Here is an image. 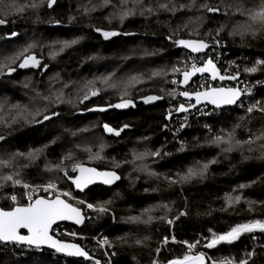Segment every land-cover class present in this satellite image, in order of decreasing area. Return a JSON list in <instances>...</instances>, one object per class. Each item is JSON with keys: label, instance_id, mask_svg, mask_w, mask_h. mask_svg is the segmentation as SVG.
<instances>
[{"label": "trees", "instance_id": "obj_1", "mask_svg": "<svg viewBox=\"0 0 264 264\" xmlns=\"http://www.w3.org/2000/svg\"><path fill=\"white\" fill-rule=\"evenodd\" d=\"M252 1L143 0V4L136 6V14L123 22L113 16L119 0H112L108 6H103V0H56L51 8L45 0L40 7L26 9L22 14L14 9L8 14L7 5L12 0L0 4V18L7 20L0 25V90L4 84L18 90L21 97L16 99L17 103L29 107L28 111L33 114L39 113L34 120L29 116L26 121L18 117L19 109L13 105L17 112L13 116L17 117L15 123L11 116L10 119L0 117V135L5 137L0 140V159L11 160L9 167L0 166V177L16 173V178L34 187L55 183L56 187L71 193L65 197L79 207L92 204L94 208L100 205L107 208L105 212L88 208L82 225L66 223L78 237H60L82 245L91 259L66 257L63 253L54 255L48 248L41 254L17 256L1 243L0 264H96L97 261L99 264H153V261L169 264L186 254L201 252L211 258L206 264L226 260L238 264L252 249H256V256L250 264H264V233L259 231L244 234L232 244L205 247L213 233L227 232L237 224L264 221L261 203L264 202V149L261 148L264 140L242 144L240 149L234 147L231 152L222 150L227 144L211 143L218 135L227 138L228 133H234L240 141L255 140L264 133V112L259 110L264 108V85L256 89L244 107L230 108L216 116L193 117L187 129L181 127L180 119L174 123L177 115L167 118L175 112L171 105L182 98L173 91L172 75L182 73L184 60L190 58L188 51L174 43L176 40H205L210 43L208 50L214 48L230 71L250 81H264V64H257V60L264 61V31L255 36L232 35L243 22L237 9L249 6ZM16 2L31 3L32 0ZM35 2L39 4L40 0ZM254 2L259 5L262 0ZM161 4L176 10L162 9ZM204 4L220 10L208 12L201 7ZM128 6L132 7L131 3ZM147 7L153 12L140 15ZM85 9L89 10L87 14ZM96 28L118 35L105 39ZM13 32L15 36H11ZM71 40L78 42L61 52L62 42ZM25 48L26 55H35L41 61L39 67L20 68L22 57L12 61ZM9 67L15 71L9 72ZM251 67L257 71H245ZM173 68L181 71L174 72ZM154 72L162 74L153 76ZM105 74L116 76L114 79L119 82L131 76L143 78L144 83L129 88L130 94L123 97L130 99L134 107H109L121 101L123 85L107 93L101 88L99 95L89 93L90 98L81 102L88 91L87 82L97 79L93 76ZM60 93L63 95L57 100ZM2 95L0 100H6V93ZM147 96L163 98L145 103L143 98ZM254 105L249 112V107ZM100 108L106 110H97ZM44 116L50 118L45 120ZM105 124L123 131L118 136L109 133L105 131ZM175 129L180 134L176 135ZM88 147L101 151L100 158L87 160L83 149ZM37 148L43 149L39 159L30 161L22 156L12 159L16 153ZM157 151L159 156L151 155ZM67 152H72L74 165L116 170L121 175L120 181L113 186L94 185L77 191L68 179L76 175L73 166L63 169L46 166L71 165L70 160L64 159ZM144 153L147 155L143 160H134V154ZM212 160L216 163H209ZM199 161L209 163L203 177L170 183V180L179 181ZM141 164L156 175L140 172ZM0 184H4L2 179ZM240 185L247 187L241 189ZM12 192L18 195L21 204L27 203L26 189L19 185L13 188L9 182L0 190V207L13 206L4 195ZM42 195L45 194L42 192ZM236 195L241 196V201L229 207L226 198ZM81 200L85 203L80 204ZM250 201L255 202L251 208ZM145 210L151 211L145 214ZM149 215L154 217L150 223L129 219L139 216L141 221H147ZM167 220L173 223L168 224ZM165 238H168L167 244L163 243ZM105 239L109 243H102ZM137 240L143 243L137 244ZM188 244H196L191 253Z\"/></svg>", "mask_w": 264, "mask_h": 264}, {"label": "snow or ice", "instance_id": "obj_2", "mask_svg": "<svg viewBox=\"0 0 264 264\" xmlns=\"http://www.w3.org/2000/svg\"><path fill=\"white\" fill-rule=\"evenodd\" d=\"M45 0H40V3H36L35 0H32L31 3H17L16 0H12V3L7 5L9 12L8 14H11V9H14L16 13H24L26 9H36L40 7ZM112 0H103V6L110 5ZM171 2V0H170ZM4 0H0V4H3ZM56 3V0H47V7L51 8L53 4ZM129 3H131L132 7H129ZM143 4V0H119V7L117 8L116 12L113 13V16H118L119 20L123 22L125 19H127L129 16H133L136 14V6ZM114 8H116L115 5H113ZM185 5H180V8H184ZM201 7L206 8L208 12H218L219 8H213L209 7L207 4L201 5ZM160 8L169 10V11H175V7L169 9L168 4H161ZM95 10V7L92 9V11ZM89 10L85 9V13L87 14ZM147 11L148 13H152L153 9L151 7H147L146 9H142L140 12V15H144V12ZM238 12H240L242 15L246 17L245 22L239 26V28L235 31H233L232 35H240L244 36L246 34H250L252 36H255L258 32L264 31V0L258 5V7L255 8H238ZM111 19V17H109ZM7 22L6 19L0 18V25H3ZM97 32H101L105 39H108L112 36L118 35L117 32L114 31H103L100 28L95 29ZM222 30V29H221ZM16 33H11V36H15ZM171 39V37H169ZM77 40H71V41H64L62 42V46L60 48V51H64V49L71 47L72 45L76 44ZM174 43H176L178 46H182L187 49H191L192 52H201L204 49L208 48L209 45L205 43L203 40H176ZM218 43V42H217ZM31 47V46H29ZM28 52V49L25 48L22 52L17 54V56L12 57V61L14 62L16 59H20L21 57L22 62L19 64L20 68H26V67H39L40 61L36 58L35 55H26ZM56 53H53V56H55ZM257 64H264V61H257ZM6 66V65H5ZM46 67V66H45ZM9 72L15 71V68H8ZM174 72H180L181 69L179 68H173ZM246 72H255L257 71L256 67L246 68ZM197 73H211V77L213 80L219 78L220 80H224L226 77L219 74V71L216 68V65L213 63L211 59H208L203 66L198 67L195 63L191 65V68H185L182 72L183 75V83L187 84L189 80L195 76ZM162 73L160 72H154L153 76H160ZM230 79H237L236 76L227 77ZM101 83L106 85L110 88H119L121 84L123 85V91L121 92V102L109 105V107L114 108H127L129 106H135L133 102L130 99H123L124 96L129 95V88H133L136 85L140 83H144V80L142 77L139 76H131L126 81H121L120 84L112 82V76H105L99 78ZM173 84L178 83L176 80L172 81ZM95 81H88L85 85V88L88 89L86 91L81 99V102L83 100H88L91 96L99 95L100 89L99 88H93L90 87L91 85H94ZM66 86V85H65ZM246 91H250L246 89ZM90 93V95H89ZM241 90L239 88H208V90L203 92H195L190 93L188 91L180 92L179 95L191 98L193 95L195 96V100L197 103H200L201 100L208 101L217 107H219L222 104H234L239 99L241 95ZM63 93H60L56 97L57 100H60ZM161 96H147L144 97L143 100L145 103H150L159 99H162ZM47 99V97H45ZM192 107H195V105H191ZM19 107V106H16ZM256 106L249 107L248 111L252 112L253 109ZM0 110H2V106H0ZM91 110V109H90ZM99 111H105L106 109L100 108L97 109ZM188 109L185 108L184 104H181L177 111H187ZM260 111L264 112V108H260ZM39 113L32 114L28 113L27 115H24L22 113H18V117H22L26 121L28 120V117L31 116L32 119H35V115H38ZM169 116H171V113H169ZM50 117L44 116V119L47 120ZM17 117H13V123L16 122ZM40 122V121H37ZM127 127V125H125ZM105 131L109 133H114L115 135H120V132L123 131V129L115 130L111 128L109 125H104ZM5 137L0 135V140H4ZM258 140H264V133H261L260 135L255 137V140L252 138H249L246 141H240L236 140L234 133H228L227 138H225L222 135H218L215 137V139L211 142L217 146L220 144H227L229 145L226 148H223L222 150L224 152H231L233 151L235 146H240L242 144H254ZM234 142V143H233ZM46 147V146H45ZM103 148V145H101V149ZM261 148L264 149V144L261 145ZM252 148H249V151H252ZM87 151H90V149H87ZM43 152L42 148L34 149L27 154L25 153H16L12 159H15L16 156H26L29 159H35L37 158L41 153ZM147 155L139 154L135 156V159L143 160L144 156ZM152 156H159L160 152H153L151 153ZM93 157H90V159ZM94 158H100L99 154L96 155ZM65 160L71 159V153H69L67 156L64 157ZM245 159H248V157H245ZM209 163H216L215 160L210 161ZM209 163L203 164L199 168H189L187 173L180 176V180H170V183L175 184L178 182H190L192 179L197 177H203L205 173L208 170ZM11 165V160H3L0 159V166L2 167H9ZM119 166V165H117ZM56 167H60L57 165ZM147 167V166H145ZM73 172H79V175L76 177H68V179L72 180V183L75 184L76 188L83 190L86 188L89 184H92L95 182L97 178H102L103 183L110 184L113 183L115 180L120 179L119 176L116 175L115 172H98L95 168H87L84 167L82 164L73 165L72 167ZM18 174H9L4 175L3 177H0L4 181V184H0V190H2L7 183H11V186L14 188L15 186L19 185L23 187L26 190H29L26 193L27 203L21 204L18 195L15 192H12L11 194H4L6 199H9L13 202V206L5 210L4 208H0V243L4 244H14V245H27L29 247H34L36 249H41L42 246H47L48 248L54 249L56 253H63L67 256H80V257H86L91 259V257L88 256V253L81 248L79 245L74 243H66L61 240H58L54 238L52 235V226L57 222L61 220H72L76 224H82L84 222V215L82 214V211L78 207H74L72 204L68 203L66 200L61 199V195L70 197L71 193L69 192H63L56 194L54 198H45V197H36L33 195V193L43 190L44 192H49L50 190L55 192L56 190V184L49 182L47 185L42 186H32L27 183H23L21 179L16 178ZM65 175L67 176V172L65 171ZM151 175H156V173H151ZM166 179H168L166 177ZM241 189L247 187V185H240ZM227 204L229 207L233 206L234 204H237L241 201V196H228L226 198ZM80 204H84L85 202L83 200L79 201ZM108 203H111L110 201ZM255 202H249L250 208L251 205ZM264 204V202H261ZM87 208L94 209L98 212H105L107 209L104 206H100L98 208H94V205L87 204ZM165 208H167V205H164ZM151 210H145V214L150 212ZM185 213H181V215H184ZM143 215V214H142ZM130 221L132 222H143V223H150L154 217L151 215L148 216L147 221H141V217H130ZM160 219H165L164 217H160ZM168 224H172V220H167ZM22 230H26V233ZM255 231H259L261 233H264V221L261 220H254L248 223H242L237 224L234 227H231L227 232L217 234L213 233L211 240L205 245L207 248H214L217 245L221 243H227L232 244L236 241H238L241 236L247 233H253ZM71 235L75 236L76 233H71ZM122 239V238H121ZM175 238L173 237V240ZM103 243L107 244L109 243L106 239L103 241ZM137 244H142L143 241L137 240ZM163 243H168V238H165ZM187 243V242H184ZM197 244L199 241L196 242ZM196 247V244H188V250L189 253H191L192 249ZM157 253H159L160 249H156ZM256 256V249H252L251 251H248L246 253V258L242 259L238 262V264H250V262L254 259ZM210 257H206V254L201 252L196 255L186 254L183 256V258L174 259L169 262V264H206V260H210ZM96 264H99V261L96 262ZM153 264H158L157 261H153ZM212 264H217L216 261H212ZM219 264H235L232 260H226L221 261Z\"/></svg>", "mask_w": 264, "mask_h": 264}, {"label": "built area", "instance_id": "obj_3", "mask_svg": "<svg viewBox=\"0 0 264 264\" xmlns=\"http://www.w3.org/2000/svg\"><path fill=\"white\" fill-rule=\"evenodd\" d=\"M190 54V53H189ZM208 59H211L213 61V63L219 68L220 72L223 74V70L225 71L226 70V65L224 63H222V60H221V57L219 58V55L216 53L215 50L211 49V50H208L205 54H202V55H196V57L194 59H191V58H188V60H184V68H191V65H187V63L189 62V60H192V61H196V65L199 66V65H203ZM181 69V68H180ZM210 76L209 75H201L197 78H195L196 80L194 81V84L191 85L189 88H194V87H202L203 84L206 82V80L209 78ZM173 80H176L178 83L174 84L175 85V88L177 86L180 85V80H181V74L177 73L173 76ZM217 83L220 84V82L216 81ZM176 95L177 96H180L182 97L181 95H179L180 92L176 91ZM252 92H242V96L241 98L237 101V103H235L234 106L232 107H224V108H220V109H216V108H213V107H206L205 109H203V112L205 113V115H201L200 113L199 114H196L195 117H201V116H216V115H219L221 114L223 111H227L228 109L230 108H242L244 107V102L246 100V97L248 95H250ZM181 100L177 103V104H172L171 105V109L172 110H175L177 109V107L181 104H185L186 102V99H183V98H180ZM212 106V105H211ZM208 110V111H207ZM183 127L185 128H189L188 126H186L185 124H183ZM27 192L29 190H26ZM26 192V193H27ZM42 192L45 194V195H42ZM65 192L64 190L56 187V190L55 192L53 191H49V192H44L42 189L33 193L34 196L36 197H39V196H46V197H53V195H56V194H59V193H63ZM26 193H25V200L27 202V198H26ZM63 196V195H61ZM87 205V204H86ZM88 212V208L86 209V213ZM59 225V226H58ZM56 225L54 228H53V234L58 236V237H61V236H67V237H78V235H71V232L67 227H66V223H61V224H58ZM1 244V243H0ZM4 244V243H3ZM10 250H12L17 256L19 255H24L26 253H36V254H41L42 252H44V249L45 248H41V249H36L34 247H29L27 245H14V244H5ZM52 253L54 255L56 254H62V253H56L54 250H52ZM65 255V254H64ZM66 257H68L67 255H65Z\"/></svg>", "mask_w": 264, "mask_h": 264}, {"label": "bare ground", "instance_id": "obj_4", "mask_svg": "<svg viewBox=\"0 0 264 264\" xmlns=\"http://www.w3.org/2000/svg\"><path fill=\"white\" fill-rule=\"evenodd\" d=\"M209 49V48H208ZM208 49H207V51H208ZM213 50H215L214 48H213ZM206 51V52H207ZM216 51V50H215ZM205 52V53H206ZM205 53H202V54H205ZM202 54H199V55H202ZM186 57V56H185ZM196 57V54H192V53H190V58L191 59H194ZM257 61H261V60H257ZM193 63H196V61H192V60H189V62L187 63V65H192ZM201 65H199L198 67H200ZM189 69V68H188ZM219 69V68H218ZM180 74H181V80H180V85L179 86H177L176 88H175V90L176 91H178V92H183V91H188V92H190V93H195V92H200V91H205V90H208V88H217V87H228V88H239L240 90H241V92H252L250 95H248L247 97H246V100H245V102L247 103V102H249V99L250 98H253V96L256 94V89L258 88V87H261V86H263L264 85V81H260V80H257V81H250L249 79H247V78H242L239 74H238V72H236V71H230L227 67H226V70L224 71L223 70V76H236L237 77V79H231V80H229V81H223V82H220V81H218V80H213L212 79V77L210 76L207 80H206V82L203 84V86L200 88H198V87H194V88H189L191 85H193L194 84V81L196 80V79H194V80H192L186 87H183L182 85H181V82H182V73L180 72ZM203 75H207V74H203ZM199 76H201V75H199ZM199 76H197V77H199ZM196 77V78H197ZM216 81H218V82H220V84L219 83H217ZM246 89H248V90H250V91H246ZM194 102L195 101H193V100H186V102H185V104H184V106H186V107H189V106H191V105H193L194 104ZM244 102V104H246ZM180 106V105H179ZM179 106L177 107V109L179 108ZM206 107H213V108H216V109H220L221 107H215V106H211L210 104H208V103H204V104H200V105H197L196 107H194L193 109H191V110H187V111H184V112H182V113H180V114H178L177 116H175L174 117V120H175V122L174 123H176L177 122V120H181L182 122H181V127L183 128V129H185V127H183V124H185L186 126H188V127H190V122H191V120H192V118L193 117H195V115L196 114H201V115H205V113L203 112V109H205ZM177 109H175V111L177 110ZM208 111V110H207ZM224 112V111H223ZM222 112V113H223ZM172 113V112H171ZM180 117V118H179ZM174 123H173V125H174ZM187 129V128H186ZM175 134L176 135H178V134H180V131H177L176 129H175ZM180 144H183V142H180ZM44 248V247H43Z\"/></svg>", "mask_w": 264, "mask_h": 264}, {"label": "rangeland", "instance_id": "obj_5", "mask_svg": "<svg viewBox=\"0 0 264 264\" xmlns=\"http://www.w3.org/2000/svg\"><path fill=\"white\" fill-rule=\"evenodd\" d=\"M255 7H258V4L256 3L255 4V2H254V0L252 1V4H250L249 6H244V9H248V8H255ZM238 15H240L241 16V18H242V23L241 24H243L244 22H245V20H246V17L244 16V15H242L240 12H238L237 13ZM241 22V21H240ZM176 73H174L173 75H172V81H173V76L175 75ZM109 75H111V74H105V75H103V76H101V77H105V76H109ZM112 76V82H114V83H117V84H120V82L118 81L119 79H114V77H116V76H113V75H111ZM93 77H95V78H97V79H94L93 81H95V84L94 85H92L93 87H97V88H99V89H101V91L102 92H105V93H107L109 90H112V89H114V88H110V87H107L106 85H104L103 83H101V81H100V79L99 78H101V77H99V75H96V76H93ZM6 83V82H5ZM7 83H9V81H7ZM5 85H7V84H4V88H2V90H0V96L3 94V93H6V100L5 99H1L0 100V106H2V110H0V117H2V116H6L5 118H9L10 119V117L9 116H11V117H13V116H15L16 115V113L17 112H15L14 110H13V105H15V107L16 106H19V107H17L19 110H18V112L19 113H22V114H24V115H27L28 113H32L33 114V112H31V111H28V109H30L29 107H27V106H25V105H23V103H20V102H18L17 103V100H19V99H17L18 97H21L18 93L19 92H17L18 90H15V89H13V88H7L8 86H5ZM96 85V86H95ZM122 85V84H121ZM7 88V89H6ZM12 89V90H11ZM173 91H175V87H174V90ZM2 96H5V95H2ZM78 97V96H77ZM74 98H76V97H74ZM15 99V100H14ZM17 99V100H16ZM121 102V101H120ZM119 102V103H120ZM10 104H12V105H10ZM19 118H21V117H19ZM255 146V145H254ZM235 147H237V148H241L242 147V145H240V146H235ZM245 147V146H244ZM87 149H90V151H87ZM85 151V152H84ZM30 152V151H29ZM83 152H84V154H87V160H94V159H96V158H94V157H96V155L97 154H99V155H101V151H96V150H93V148L91 147H88V148H84L83 149ZM28 152H26L25 154H27ZM69 153H71L72 154V152H67L66 154L68 155ZM135 156H136V154H134ZM137 155H139V154H137ZM43 156V153H41L37 158H35V159H29V158H27L26 156H22L24 159H27V160H30V161H34V160H36V159H39V158H41ZM20 157V156H19ZM90 157H93V158H91L90 159ZM100 157V156H99ZM4 160H6V159H4ZM68 160H70L71 161V165H68V166H63V167H54V166H48V165H46L47 166V168H53V169H60V168H67V167H72L75 163H74V160L73 159H68ZM134 160L136 161V162H139L140 160H138V159H135L134 158ZM205 163H207L206 161H202V162H198V163H196L195 164V166H193V167H195V168H199V167H201L203 164H205ZM145 166H147V165H143V164H141L140 166H139V171L140 172H144L145 174H147V175H149V176H152L151 175V173H153V171L152 170H150V168L147 166V167H145ZM127 175L128 176H130L128 173H127ZM48 183H46V184H44V185H47ZM55 184V183H54ZM65 197V196H64ZM72 198V197H71ZM100 206H102V205H100ZM100 206H98V207H100ZM105 208H106V206H104ZM85 211H86V209H87V206H85ZM107 209V208H106ZM102 241V239L100 240V242ZM103 243V242H102Z\"/></svg>", "mask_w": 264, "mask_h": 264}, {"label": "water", "instance_id": "obj_6", "mask_svg": "<svg viewBox=\"0 0 264 264\" xmlns=\"http://www.w3.org/2000/svg\"><path fill=\"white\" fill-rule=\"evenodd\" d=\"M185 40H200V39H185ZM205 43H207L208 45H209V47H210V43H208L207 41H205V40H203ZM182 47V46H181ZM208 47V48H209ZM183 49H185L186 51H188L189 53H192V54H196V55H199V54H202V53H205L206 51H207V49L208 48H206V49H204L203 51H201V52H192L191 51V49H187V48H184V47H182ZM40 61V60H39ZM41 62V61H40ZM203 66V65H202ZM201 67V66H200ZM26 68H31V67H26ZM216 68H217V70L219 71V74L220 75H222L221 74V72H220V70L218 69V67L216 66ZM203 74H207V75H209V76H211V73H197L195 76H193L190 80H189V82L187 83V84H184L183 82H181V85L183 86V87H186L192 80H194L197 76H199V75H203ZM226 78L224 79V80H220L219 78H217V79H215V80H218V81H220V82H223V81H229V80H231L230 78H227V77H231V76H225ZM182 81H183V75H182ZM217 88H225V89H227L228 87H217ZM206 91V90H205ZM200 92H203V91H200ZM242 93V92H241ZM241 96H242V94L240 95V97H239V99L241 98ZM184 99H188V100H193V101H195L194 102V104L193 105H195V107L197 106V105H200V104H204V103H208V104H210V105H212V106H215V107H217L216 105H214V104H212V103H210V102H208V101H205V100H201V102L200 103H197L196 102V100H195V96L193 95L191 98H187V97H184V96H182ZM238 99V100H239ZM237 100V101H238ZM237 101H236V103H237ZM235 105V103L234 104H222V105H220L219 107H221V108H224V107H232V106H234ZM185 108H187L188 110H191V109H193L194 107H192V106H189V107H186L185 106ZM184 112V111H183ZM180 113H182L181 111H175V112H172L171 113V116H169V114H168V120H170L173 116H175V115H178V114H180ZM84 167H87V168H95L98 172H115L116 173V175L117 176H119L120 177V179H121V175L116 171V170H112V169H98L97 167H95V166H91V165H88V164H82ZM79 175V172L77 171L76 172V175H75V177L76 176H78ZM120 179H118V180H115L113 183H110V184H105V183H103V179L102 178H97L96 180H95V182L94 183H92V184H89L86 188H84L83 190H80V189H78V188H76V186H75V184H74V187H75V189L77 190V191H84V190H86L87 188H89V187H91V186H94V185H104V186H113L115 183H117L118 181H120ZM39 197H45V196H39ZM55 197V196H54ZM54 197H52V198H54ZM45 198H49V197H45ZM61 199H64V200H66L68 203H70V204H72L74 207H78V208H80L81 209V211H82V214L84 215V217H85V219H84V221L86 220V211L84 210V208H82V207H79V206H77V205H75V204H73L72 202H70L66 197H64V196H61ZM0 208H2V207H0ZM5 210H8V209H5ZM60 223H69V224H74V225H77V226H80V225H82V224H76L74 221H72V220H61V221H57L53 226H52V235L54 236V238H56V239H58V240H61V241H63V242H66V243H74V244H77V245H79L81 248H83L87 253H88V256L89 257H91L90 256V254H89V252L82 246V245H80L79 243H76V242H72V241H68V240H64V239H61L60 237H58V236H56V235H54L53 234V228L56 226V225H58V224H60ZM23 232H25L26 233V230H22ZM42 247H44V248H48L47 246H42ZM48 249H51V248H48ZM51 250H54V249H51ZM55 251V250H54ZM71 257H75V258H84V259H87V260H89V258H86V257H80V256H71Z\"/></svg>", "mask_w": 264, "mask_h": 264}]
</instances>
